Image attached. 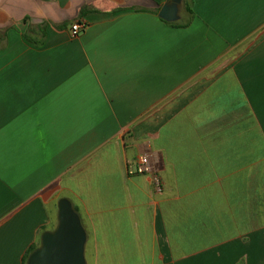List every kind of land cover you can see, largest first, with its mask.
Instances as JSON below:
<instances>
[{
    "label": "crops",
    "instance_id": "obj_1",
    "mask_svg": "<svg viewBox=\"0 0 264 264\" xmlns=\"http://www.w3.org/2000/svg\"><path fill=\"white\" fill-rule=\"evenodd\" d=\"M167 1L0 0V264L63 198L87 264H264V0Z\"/></svg>",
    "mask_w": 264,
    "mask_h": 264
},
{
    "label": "water",
    "instance_id": "obj_2",
    "mask_svg": "<svg viewBox=\"0 0 264 264\" xmlns=\"http://www.w3.org/2000/svg\"><path fill=\"white\" fill-rule=\"evenodd\" d=\"M181 2L168 0L159 17L168 23L177 22ZM86 244L87 232L80 215L71 201L63 198L58 204L57 228L43 233L40 246L29 255L26 264H87Z\"/></svg>",
    "mask_w": 264,
    "mask_h": 264
},
{
    "label": "built area",
    "instance_id": "obj_3",
    "mask_svg": "<svg viewBox=\"0 0 264 264\" xmlns=\"http://www.w3.org/2000/svg\"><path fill=\"white\" fill-rule=\"evenodd\" d=\"M83 22H77L71 26L72 36H78L86 28ZM156 160L152 155L146 154L139 157L134 167L130 169V174L148 176L152 182L155 193L161 194L163 191L162 179L156 169Z\"/></svg>",
    "mask_w": 264,
    "mask_h": 264
},
{
    "label": "trees",
    "instance_id": "obj_4",
    "mask_svg": "<svg viewBox=\"0 0 264 264\" xmlns=\"http://www.w3.org/2000/svg\"><path fill=\"white\" fill-rule=\"evenodd\" d=\"M189 11L191 12V13H193V11L191 10V8H189ZM168 24H170V23H168ZM172 26H179L177 23H173V24H171ZM36 248H38L37 247V245H34V246H31V248H30V250L28 251V253L26 254V256H25V258H24V264H26L27 263V259H28V257H29V255L36 249Z\"/></svg>",
    "mask_w": 264,
    "mask_h": 264
},
{
    "label": "rangeland",
    "instance_id": "obj_5",
    "mask_svg": "<svg viewBox=\"0 0 264 264\" xmlns=\"http://www.w3.org/2000/svg\"><path fill=\"white\" fill-rule=\"evenodd\" d=\"M40 246V241H39V243L37 244V247H39Z\"/></svg>",
    "mask_w": 264,
    "mask_h": 264
}]
</instances>
